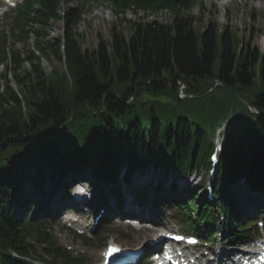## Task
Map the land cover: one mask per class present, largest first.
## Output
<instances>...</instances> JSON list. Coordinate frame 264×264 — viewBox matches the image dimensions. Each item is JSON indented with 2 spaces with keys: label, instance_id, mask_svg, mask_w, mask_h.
Returning <instances> with one entry per match:
<instances>
[{
  "label": "trees",
  "instance_id": "obj_1",
  "mask_svg": "<svg viewBox=\"0 0 264 264\" xmlns=\"http://www.w3.org/2000/svg\"><path fill=\"white\" fill-rule=\"evenodd\" d=\"M71 1L65 11V0H27L22 8L27 23L17 38L32 35V47L25 55L13 51L9 60L0 56V64L7 60L0 74V264H31L38 248L53 264L63 257L42 222L16 218V208L26 202L22 181L38 189L47 171L53 178L75 164L91 166L107 183L117 181L122 165L128 175L149 165L183 173L209 169L206 127L214 129L227 116L237 88L258 113H251V124L234 125L217 169L215 195L228 209L230 182L246 177L264 183V51L213 21L199 31L200 18L182 13L196 0H110L116 14L135 7L168 9L174 19L170 24L126 20L132 30L128 38L113 28L110 41L100 38L95 49H84L77 26L85 9L80 0ZM64 22L65 35L51 38L52 25ZM218 57L216 77L224 83L225 102L212 100L214 90L201 96L211 88L206 79L215 78ZM42 59L58 61L63 71L47 73ZM176 80L189 82L188 93L198 98L179 99ZM133 95L145 99L144 105L128 104ZM75 107L83 115L64 126ZM64 258L65 264L80 263Z\"/></svg>",
  "mask_w": 264,
  "mask_h": 264
},
{
  "label": "rangeland",
  "instance_id": "obj_2",
  "mask_svg": "<svg viewBox=\"0 0 264 264\" xmlns=\"http://www.w3.org/2000/svg\"><path fill=\"white\" fill-rule=\"evenodd\" d=\"M67 7L70 5H74L75 2L71 0H66ZM80 3H83V8L85 9L84 19L77 26V33L79 34V38L81 40V44L84 49L93 50L97 47V44L100 38H104L106 40L111 39V31L113 28L118 30V32L125 35V37H129L132 33L130 26L128 25L126 20H146L153 21L157 20L162 23L170 24L173 22L174 13L171 10L164 9L159 11H145L140 8H131L125 11V15L116 14L111 4L105 0H82ZM200 3H203L201 5ZM258 0H196L195 4L192 6L190 10H185L182 13L187 15H195L200 18V20L196 24V28L199 31L205 29L209 22H215V24L219 27V29L224 30L226 26H228L231 31L238 36L239 39L247 42L251 40L250 44L254 48H259L261 51H264V8L257 6ZM262 5L264 4V0L261 1ZM65 23H55L52 25L50 37H59L65 34L66 30ZM259 29V31H256ZM254 32V33H253ZM0 36H6L8 40L7 51L16 50L20 52L22 55H25L27 49L32 47L33 42L31 41V37H28L27 44L24 42H18L13 33L11 32L9 26L0 22ZM25 45V46H24ZM33 51V49L29 50ZM36 55H39L37 51H34ZM19 53V54H20ZM20 54V57L22 56ZM43 66L46 69L47 73H50L53 69L58 70L59 72L63 71L64 66L60 64L58 61H48L46 59H42ZM3 65H0V73L3 71ZM219 74V57L216 60L214 66V77ZM213 76H207L206 81L208 83H212V87H215V78L213 81L211 80ZM12 79V77H9ZM214 92L210 95L212 100L224 101L223 97L224 89L217 84ZM261 88H255V92L261 91ZM207 93V92H206ZM235 100V101H234ZM230 100L229 105V117L233 118L235 126L240 124L244 126L246 124H251L254 117L246 111L244 106L246 102V98L239 97ZM184 103V102H183ZM190 106H194L196 104L190 103ZM181 110L184 108L181 107ZM220 128V126H219ZM237 130V129H236ZM152 166L147 168L142 172H136L132 174L131 179L137 180L143 174H149L151 172ZM72 170H76L73 168ZM121 174L123 175L124 167L121 169ZM172 169L167 171L166 180L163 181V188L166 194H173L171 187L169 186V177ZM173 171H175L173 169ZM205 169L200 168L197 172L189 173L188 176L185 177L186 182L188 183V187H180L179 182H175L174 185L177 186L178 190L176 193H179L182 197L187 194L188 190L195 192H203V185L205 184L207 178L205 174ZM196 174V175H195ZM204 175L202 178L201 176ZM83 178H87L88 181L94 186H96L95 179L86 173L82 175ZM121 177V175H120ZM202 178V179H201ZM176 179L179 181V174L176 172ZM121 180V178H120ZM181 181V180H180ZM134 183V182H133ZM245 183H242L240 186H244ZM25 186H28V183H24ZM22 187H25V186ZM31 187V185H30ZM239 191H241L240 198L243 200L244 204L250 205L249 198L255 196L253 190H249L248 188L242 187ZM257 192V191H256ZM255 211V202L250 206ZM18 216H22L20 209L17 210ZM117 230L122 233L123 230L120 228L110 227L108 231H112L107 236L111 238H101L97 235L95 236L94 241L89 242L88 244L84 242L83 239L76 237L75 235L63 230L60 226L51 227V232L54 237L57 239L59 244L63 247L72 248V252L74 254H84L87 257L92 255H97L103 249V247L111 240L120 241L118 238ZM103 236H105L103 234ZM106 236V237H107ZM121 243H125V241L121 240ZM61 264V263H59Z\"/></svg>",
  "mask_w": 264,
  "mask_h": 264
},
{
  "label": "bare ground",
  "instance_id": "obj_3",
  "mask_svg": "<svg viewBox=\"0 0 264 264\" xmlns=\"http://www.w3.org/2000/svg\"><path fill=\"white\" fill-rule=\"evenodd\" d=\"M261 1H263V0H258L257 6L264 8V4L262 5ZM200 4L203 5V3H200ZM212 149L214 150V153H216V154H219L220 153V150L219 149L213 148V147H212ZM222 152H224V151H222ZM208 162H209L208 168H210V167H212V166L215 165V162L212 161V160H210V159L208 160ZM230 164H232V163H230ZM89 167H91V166H89ZM74 180H77V179H74ZM95 180H97V179H95ZM100 180H101V182L103 183V186H104L106 182H103V179H100ZM152 180L153 179L150 176V174H148V175L147 174H143L140 177H138V179L134 182V184H136V185H138L140 187H144V186L152 183ZM180 180H182L181 177H180L179 181L176 178L174 179L175 182H179L180 187H186V186H188V184L186 182H181ZM214 181H216V179H214ZM221 182H223V181L221 180ZM75 185L76 184H74V186L73 185L72 186L70 185L66 190H65L64 187H61L60 189H55V190H54V188L52 190H47L46 192H44L42 194V197H45V200H44V202L46 203L45 205L47 207H49V208L51 207L52 209H61V210L63 208H65V209L71 208V209L77 211V217H81L80 220H82V223H83V221L85 220L84 217H87V215L88 216L91 215L90 210L89 209L86 210V208H91L93 210L94 204L96 203L97 198H96V194L95 193H92L93 196H92L91 202H86V200H83V201H81L80 204H74L72 202V200L67 199L64 196V194L66 195V193L68 192V190H70V191H72L73 194L76 195V193L79 192V191L75 187ZM225 185H226V183H225ZM93 186H94V184H93ZM100 186H102V184L101 185H98L97 184V187H95V188L93 187L91 189V191H93V192H99V195H103V189L101 190L100 189ZM128 191L126 192V195H125V197L123 199V204L127 203V204H129V207H126L123 204H120V206L113 205V208L115 209V212L109 213L108 218H113L119 212H124L126 215L131 214V215H134V216H139L141 218H148L149 217L148 211L153 210V207H150L148 205L145 208V205L139 203V199H138L139 196H134L133 194H131ZM253 203L254 202L251 201L250 202V205H253ZM82 209H83V211H80ZM85 210L87 212V215L85 213ZM252 210H253V208H252ZM96 212L97 213H99V212L100 213H102V212L103 213H106L108 211L102 209V207L100 205V202H98L97 207H96ZM144 232L146 234H148L147 230L144 231ZM60 249H61V252L66 251L62 246L60 247ZM217 257L218 256L216 255L215 258H217ZM211 264H217V263L215 261H211Z\"/></svg>",
  "mask_w": 264,
  "mask_h": 264
},
{
  "label": "water",
  "instance_id": "obj_4",
  "mask_svg": "<svg viewBox=\"0 0 264 264\" xmlns=\"http://www.w3.org/2000/svg\"><path fill=\"white\" fill-rule=\"evenodd\" d=\"M75 109H76V108H75ZM75 109H74L72 115L70 116V118L68 119L67 122H70L74 117H77V116L80 114V113H76V114L74 115V113H75ZM52 138H53V137H52Z\"/></svg>",
  "mask_w": 264,
  "mask_h": 264
}]
</instances>
